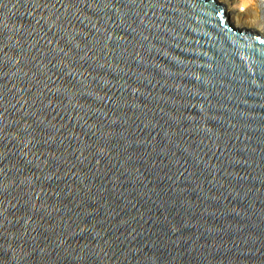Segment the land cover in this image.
I'll return each mask as SVG.
<instances>
[{"label": "water", "instance_id": "water-1", "mask_svg": "<svg viewBox=\"0 0 264 264\" xmlns=\"http://www.w3.org/2000/svg\"><path fill=\"white\" fill-rule=\"evenodd\" d=\"M0 264H264V37L217 0H0Z\"/></svg>", "mask_w": 264, "mask_h": 264}, {"label": "bare ground", "instance_id": "bare-ground-1", "mask_svg": "<svg viewBox=\"0 0 264 264\" xmlns=\"http://www.w3.org/2000/svg\"><path fill=\"white\" fill-rule=\"evenodd\" d=\"M220 2L227 13V18L230 24L235 28L251 29L253 32L264 36L263 28H259L256 9H252L255 3L251 4L252 0H217ZM252 5V7H251ZM251 7V8H250ZM253 10V11H252Z\"/></svg>", "mask_w": 264, "mask_h": 264}, {"label": "rangeland", "instance_id": "rangeland-1", "mask_svg": "<svg viewBox=\"0 0 264 264\" xmlns=\"http://www.w3.org/2000/svg\"><path fill=\"white\" fill-rule=\"evenodd\" d=\"M255 1H257L256 5H254L253 7L251 5V7L254 10V9H256V6H257V12H256L257 13V18H258V23L257 24H259V28L261 27L264 30V0H252L251 4L255 3ZM249 30H251V29H249Z\"/></svg>", "mask_w": 264, "mask_h": 264}]
</instances>
